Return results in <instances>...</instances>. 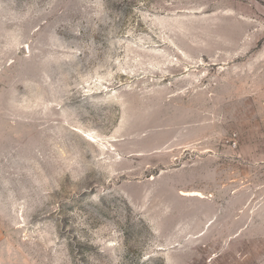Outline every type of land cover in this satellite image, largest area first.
<instances>
[{
  "label": "rangeland",
  "instance_id": "obj_1",
  "mask_svg": "<svg viewBox=\"0 0 264 264\" xmlns=\"http://www.w3.org/2000/svg\"><path fill=\"white\" fill-rule=\"evenodd\" d=\"M0 264H264V0H0Z\"/></svg>",
  "mask_w": 264,
  "mask_h": 264
},
{
  "label": "bare ground",
  "instance_id": "obj_2",
  "mask_svg": "<svg viewBox=\"0 0 264 264\" xmlns=\"http://www.w3.org/2000/svg\"><path fill=\"white\" fill-rule=\"evenodd\" d=\"M195 194H198L197 192H194Z\"/></svg>",
  "mask_w": 264,
  "mask_h": 264
}]
</instances>
